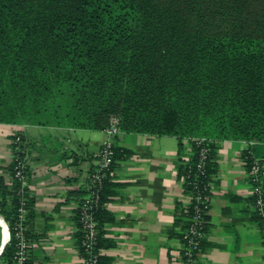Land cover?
I'll list each match as a JSON object with an SVG mask.
<instances>
[{"label":"trees","instance_id":"16d2710c","mask_svg":"<svg viewBox=\"0 0 264 264\" xmlns=\"http://www.w3.org/2000/svg\"><path fill=\"white\" fill-rule=\"evenodd\" d=\"M111 116L123 132L176 136L184 191L208 194L219 141L264 143V0H0V122L103 130ZM191 137L208 140L203 175L205 143L189 140L184 156ZM254 159L248 148L241 153L248 180ZM111 178L94 210L97 264L112 244L103 229L113 220L104 206ZM13 180L11 190L0 187L10 231L0 261L8 264L21 200ZM177 223L186 227L183 214ZM79 241L78 229L82 254Z\"/></svg>","mask_w":264,"mask_h":264},{"label":"crops","instance_id":"0c3cea01","mask_svg":"<svg viewBox=\"0 0 264 264\" xmlns=\"http://www.w3.org/2000/svg\"><path fill=\"white\" fill-rule=\"evenodd\" d=\"M15 134L29 142L23 153L28 157L25 194L30 208L24 226L30 264H83L75 243L77 205L84 196L79 183L94 167L104 131L0 122V187L8 190L14 182ZM113 142L119 157L111 178L113 193L104 205L113 220L103 228L112 244L100 250L101 256L108 259L106 264H174L181 248L177 217L189 200L177 176L178 140L119 131ZM182 143L187 156L189 142ZM246 148L264 165V143L218 142L198 264H264V223L254 217L241 161ZM9 239L8 223L0 213V254Z\"/></svg>","mask_w":264,"mask_h":264},{"label":"built area","instance_id":"2783aa9c","mask_svg":"<svg viewBox=\"0 0 264 264\" xmlns=\"http://www.w3.org/2000/svg\"><path fill=\"white\" fill-rule=\"evenodd\" d=\"M105 138L102 140L98 151L95 154V164L93 169L86 174V176L79 183V188L83 189L84 196L77 205V220L79 223L80 241L79 245L82 248L83 264H97V253L94 251L97 238V221L94 218V210L98 206L99 191L102 188L103 180L106 177H113L114 163H115V146L113 137L118 134V119L115 116L110 117L109 124L103 129ZM194 141L201 146L199 161L197 163L198 175H203L204 163L207 158L208 147L206 138L191 137L184 138ZM21 141L19 134L13 138L12 144V162H14V173L12 177L20 182L19 193L21 194L20 205L17 208V220L13 227V236L15 239V254L13 256L14 264H28L29 259V243L25 236V214L27 212L25 201V187L27 185V163L28 157L23 154L18 156L17 145ZM23 149L26 143L23 142ZM16 152V153H15ZM249 183L251 186L250 196L253 205L254 214L259 216L264 222V169L262 165L253 160L250 169L248 170ZM181 179V178H180ZM184 183L183 179H181ZM208 184L204 187L208 188ZM188 203L182 210L183 216L186 218V227L180 231L181 248L174 264H198L197 255L201 247V243L205 236L206 230V212L208 209V194L199 191L195 195L188 194Z\"/></svg>","mask_w":264,"mask_h":264}]
</instances>
